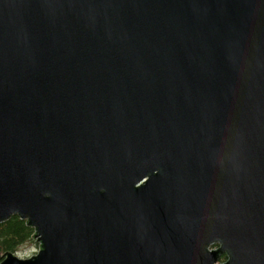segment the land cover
<instances>
[{
	"label": "water",
	"instance_id": "95a60500",
	"mask_svg": "<svg viewBox=\"0 0 264 264\" xmlns=\"http://www.w3.org/2000/svg\"><path fill=\"white\" fill-rule=\"evenodd\" d=\"M16 215L0 264H264V0H0Z\"/></svg>",
	"mask_w": 264,
	"mask_h": 264
},
{
	"label": "trees",
	"instance_id": "16d2710c",
	"mask_svg": "<svg viewBox=\"0 0 264 264\" xmlns=\"http://www.w3.org/2000/svg\"><path fill=\"white\" fill-rule=\"evenodd\" d=\"M35 230L29 227L27 221L21 220L17 215L9 221L0 224V263L5 254H20L23 247H35L38 245L34 239ZM213 246L212 248H217ZM221 262L227 261L226 254L221 255Z\"/></svg>",
	"mask_w": 264,
	"mask_h": 264
},
{
	"label": "rangeland",
	"instance_id": "374dc122",
	"mask_svg": "<svg viewBox=\"0 0 264 264\" xmlns=\"http://www.w3.org/2000/svg\"><path fill=\"white\" fill-rule=\"evenodd\" d=\"M40 250V245L38 244L37 246L35 247H23L19 252L20 254L19 255H16L20 258H29V257H32V256H35L38 254ZM222 264L223 262H219V264Z\"/></svg>",
	"mask_w": 264,
	"mask_h": 264
}]
</instances>
